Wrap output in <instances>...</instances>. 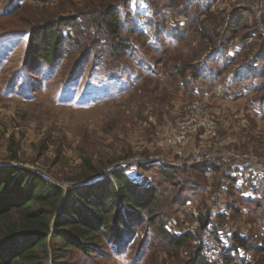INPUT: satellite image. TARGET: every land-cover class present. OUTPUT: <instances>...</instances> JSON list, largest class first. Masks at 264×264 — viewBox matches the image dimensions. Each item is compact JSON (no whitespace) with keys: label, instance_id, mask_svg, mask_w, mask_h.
Returning a JSON list of instances; mask_svg holds the SVG:
<instances>
[{"label":"rangeland","instance_id":"rangeland-1","mask_svg":"<svg viewBox=\"0 0 264 264\" xmlns=\"http://www.w3.org/2000/svg\"><path fill=\"white\" fill-rule=\"evenodd\" d=\"M61 20L76 24L65 53L35 67V31ZM84 159L101 176L120 169L158 186L170 233L192 232L199 245L210 212L225 216L222 248L237 232L262 241L225 176L235 174L240 195L264 192V0H0V167L67 192L82 186ZM56 245L45 264H185L193 251L147 223L118 248ZM236 264H264V248L239 252Z\"/></svg>","mask_w":264,"mask_h":264},{"label":"trees","instance_id":"trees-1","mask_svg":"<svg viewBox=\"0 0 264 264\" xmlns=\"http://www.w3.org/2000/svg\"><path fill=\"white\" fill-rule=\"evenodd\" d=\"M75 25V22L61 20L36 30L30 43L32 64L35 67H54L65 53L63 45L72 40L65 31ZM113 25L110 33H115V38L119 39L120 29L117 24ZM83 166L84 173L79 180L82 186L67 192L24 168L0 167V264H45L50 259V247L55 248L56 253L61 251L57 242L87 254L95 252L94 244L99 239L118 248L123 246L125 238H134L137 229L146 223L157 227L160 234L178 250L188 243L193 245L190 260L185 264H210L203 257L202 248L195 243L192 232L176 235L168 230L171 219L166 212L162 216L158 209V186L153 188L152 184L139 182L120 169L101 176L103 171L87 159L83 160ZM217 171L220 167L215 165L197 168L196 172L200 178H205ZM234 175L231 173L225 178L230 184L228 193L238 205L236 212L256 217L264 228L263 190L258 191L254 187V192H260L259 195H240L236 188L238 179ZM165 177L171 181L176 176L166 172ZM96 179L99 180L94 182ZM260 184L264 185V180ZM187 185V182H181L179 187L183 188L182 192L187 191ZM198 221L199 235L211 231L222 243L224 215L214 216L207 212ZM229 240L220 258L212 264H236L239 252L264 248V235L263 240L258 241L237 232Z\"/></svg>","mask_w":264,"mask_h":264},{"label":"built area","instance_id":"built-area-1","mask_svg":"<svg viewBox=\"0 0 264 264\" xmlns=\"http://www.w3.org/2000/svg\"><path fill=\"white\" fill-rule=\"evenodd\" d=\"M199 245L202 248L204 259L210 264L216 262L224 251V249L220 246L216 236L208 230L204 231L202 238L199 241Z\"/></svg>","mask_w":264,"mask_h":264},{"label":"water","instance_id":"water-1","mask_svg":"<svg viewBox=\"0 0 264 264\" xmlns=\"http://www.w3.org/2000/svg\"><path fill=\"white\" fill-rule=\"evenodd\" d=\"M98 180H99V179H96V180H94V182H95V181H98Z\"/></svg>","mask_w":264,"mask_h":264}]
</instances>
